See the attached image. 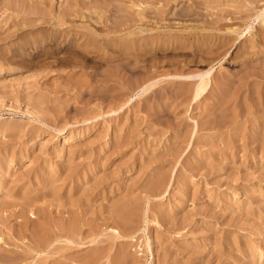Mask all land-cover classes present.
Here are the masks:
<instances>
[{
  "label": "rangeland",
  "instance_id": "rangeland-1",
  "mask_svg": "<svg viewBox=\"0 0 264 264\" xmlns=\"http://www.w3.org/2000/svg\"><path fill=\"white\" fill-rule=\"evenodd\" d=\"M263 21L0 0V264H264Z\"/></svg>",
  "mask_w": 264,
  "mask_h": 264
},
{
  "label": "bare ground",
  "instance_id": "bare-ground-1",
  "mask_svg": "<svg viewBox=\"0 0 264 264\" xmlns=\"http://www.w3.org/2000/svg\"><path fill=\"white\" fill-rule=\"evenodd\" d=\"M263 26H264V21H263ZM250 27H251V24H249L248 26H246V28L249 30L250 29ZM230 28V27H229ZM245 28V29H246ZM228 30V32H229V34L231 35V34H234L235 32H236V30H235V28L234 27H232V28H230V29H227ZM238 31H240V30H238ZM225 34V33H224ZM230 38V37H229ZM0 73H1V71H0ZM200 79H199V83L196 85V87H195V90H194V92H195V97L196 98H199L200 96H201V94L204 92V91H206V89H207V87H208V85H209V83H210V81L212 80V76H211V72L210 71H208V72H206V73H203V74H200ZM148 89V87H146L145 89H144V91H146ZM133 100H134V98H133V96H131L130 98H128V100L124 103L125 105H127V104H131L132 102H133ZM10 108V107H9ZM12 108V107H11ZM13 109V108H12ZM1 116V115H0ZM67 140V139H66ZM65 140V141H66ZM164 196V195H163ZM238 202V201H237ZM239 204V203H238ZM148 223V222H147ZM116 230V229H115ZM144 246H145V248L147 249V250H150L151 249V243L149 242V240L147 239L146 241H145V243H144ZM254 249V248H253ZM253 251H255V253L256 252H258V257L260 256V258H264V253L263 252H259L260 250H258V249H254ZM259 258V259H260ZM263 260V259H262Z\"/></svg>",
  "mask_w": 264,
  "mask_h": 264
}]
</instances>
